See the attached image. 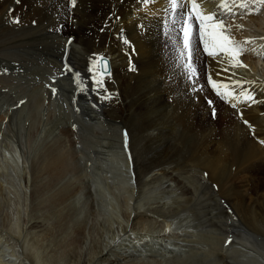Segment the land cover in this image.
<instances>
[{
	"label": "bare ground",
	"instance_id": "bare-ground-1",
	"mask_svg": "<svg viewBox=\"0 0 264 264\" xmlns=\"http://www.w3.org/2000/svg\"><path fill=\"white\" fill-rule=\"evenodd\" d=\"M197 2L244 56H208L194 35L192 75L178 19L188 0H177L175 15L170 0H0V138L23 107V119L40 109L52 127L34 134L51 140L60 130L65 139L39 138L26 160L23 233L14 228L23 264H264V80L254 74L264 19L251 12L264 4ZM80 134L105 150L106 163L80 170L65 150ZM99 174L110 189L94 184ZM101 204L118 209V223Z\"/></svg>",
	"mask_w": 264,
	"mask_h": 264
},
{
	"label": "rangeland",
	"instance_id": "rangeland-1",
	"mask_svg": "<svg viewBox=\"0 0 264 264\" xmlns=\"http://www.w3.org/2000/svg\"><path fill=\"white\" fill-rule=\"evenodd\" d=\"M228 9L229 11L227 12L230 13L231 9L230 8ZM262 10H263L262 7L259 6L256 7L255 11H251V12L258 16H262L264 19V11ZM237 16H238V12L237 13L233 12V14L230 17H237ZM262 23L264 25V20L262 21ZM225 32L228 33V35H230L229 31L225 30ZM251 36L252 39H254L253 35H250L249 37ZM248 40L249 42H251L250 39ZM251 45L254 46L255 49H258L256 47V45L258 44L255 43ZM239 52L240 54H238L237 56L239 57L244 56L242 49H240ZM258 64L259 65H256L254 74L256 75L257 78L259 79L261 78L264 80V62L259 61ZM4 65L5 64H2V66ZM8 67L9 65H6V68ZM199 89H201V86H199ZM12 94H14L16 98L19 95H22L21 91L19 90L14 91ZM25 116L26 117L23 119V107H22L18 112H16L12 116L10 125L8 126L7 130L4 132V136L0 138V264H23L22 262L23 260L21 259L23 258V238L18 240L17 238L18 235H16L17 230L14 228L17 224H21L22 227L21 231L23 233V206L25 205L23 204L24 192H25L24 180L31 181V176L33 175L26 160L28 157H31L40 147V145L35 144V142L39 138L45 139L46 137L48 138L49 136V135L44 136L42 133L34 134L35 133L33 132L34 127L39 128L40 130L43 129V127H46L49 130L52 128L47 122L45 123L42 122L45 119L42 116L40 109H37L33 115L26 113ZM144 116L147 118L148 114L145 113ZM77 128L81 130L80 127ZM60 129H62V127ZM20 132L22 133V136L21 135L19 136ZM85 134L84 135L80 134V136L73 135L71 141L74 142V145L71 147L70 144H67V146L65 147V150H68L70 147V149H72V150L69 149L70 152L75 151V158L76 159L78 158L77 160L76 159L75 160L77 162L79 161L78 163L82 166L80 170H85V168L88 169V167L90 168L91 166L93 168V164L95 163V161L102 164L106 163L105 158L107 156L105 150L101 148L98 144L96 145V143H93L94 141L91 140V137ZM93 134L94 135L97 134L100 137L104 136L103 131L99 129L97 130L95 129V133ZM47 140L49 142H51V140L54 142L57 140L63 141L65 139L61 137L59 130L54 135V139L52 138L51 140H49L48 138ZM28 146L32 148V151L30 152L28 151L27 149ZM55 146L60 147L61 145L59 143H56ZM61 149L64 150L63 148ZM101 166H102L101 164L97 166L98 167L97 169H103V166L102 167ZM108 168L111 172H114V169L116 170L118 169L114 167L111 168L110 165L108 166ZM93 171H96V169H93L92 172ZM86 174L88 175L89 179H91L92 175L88 174V172H86ZM98 176L99 179H95V176L94 179H92V181H94V184L98 183L96 185H98V187L100 188H102L101 187L102 184L105 185L106 187L109 186L108 184L110 182L106 181L105 179L102 180L101 174H99ZM108 189H110V186ZM120 191L119 193H121ZM113 192H115V190ZM111 198L113 199L112 196ZM108 204L110 205L111 203ZM101 206L102 209H104L106 212L107 219L109 221H113V223L114 222L118 223V220L113 217V215L115 216L119 215L118 209L114 207L111 214V210H109L107 207H103L102 204ZM89 213L91 214L90 211ZM244 260L245 261L243 264H251V263L257 264L256 262H260L254 259L256 261L255 262L251 258H244Z\"/></svg>",
	"mask_w": 264,
	"mask_h": 264
},
{
	"label": "snow or ice",
	"instance_id": "snow-or-ice-1",
	"mask_svg": "<svg viewBox=\"0 0 264 264\" xmlns=\"http://www.w3.org/2000/svg\"><path fill=\"white\" fill-rule=\"evenodd\" d=\"M69 5L71 7H75L77 5V0H68ZM143 2H149V0H143ZM255 2H259L261 4H264V0H255ZM15 3L19 4L20 0H15ZM170 3L173 8V13L175 15V9L177 6V0H170ZM191 10L183 12L179 17V21L181 22V28L179 29V32L183 34V49L187 50V67L191 69V74L194 75L196 73V68L192 65L193 60V52H194V35L199 36L200 41L204 45V50L207 53L208 56H217L221 52H232L233 58L237 55L233 51L231 47H229V41L230 37L226 35H222L221 33H217L215 29H221L223 30L224 25L223 21H217L215 24L210 23L215 18L212 15H203L198 13L197 11V0H191ZM183 7V5H181ZM240 7H244V4L242 3ZM12 10H10L11 12ZM189 21H193V23H189ZM174 24L177 22V18H174L172 21ZM199 22V27L194 30V23ZM13 23L19 24L20 19L18 17H13ZM33 24H35V21H33ZM167 27V24L164 25ZM75 38L69 37L68 43L70 44ZM127 43V41H125ZM184 50H180L179 54L181 57H184L185 52ZM103 60V58H101ZM69 71H72L71 68H69ZM221 71H227V69H222ZM76 75H79L78 73ZM97 83H100L97 81ZM208 83L209 84H215L216 81H213L211 76L208 77ZM240 82L238 81L237 84ZM51 91L53 94H56L57 89L55 87H51ZM106 91V90H105ZM102 99H106L107 97H101ZM249 102L254 101V97L250 94L248 96ZM23 103V101H21ZM207 103L211 105L213 101L208 100ZM235 107V105H233ZM245 123H248L245 121ZM207 175V173L205 174Z\"/></svg>",
	"mask_w": 264,
	"mask_h": 264
},
{
	"label": "water",
	"instance_id": "water-1",
	"mask_svg": "<svg viewBox=\"0 0 264 264\" xmlns=\"http://www.w3.org/2000/svg\"><path fill=\"white\" fill-rule=\"evenodd\" d=\"M103 58V60L101 59ZM100 73L104 76H108L112 73L111 61L105 56L99 58Z\"/></svg>",
	"mask_w": 264,
	"mask_h": 264
}]
</instances>
